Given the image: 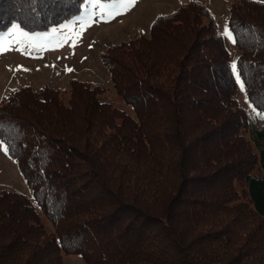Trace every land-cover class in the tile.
<instances>
[{
    "label": "trees",
    "instance_id": "16d2710c",
    "mask_svg": "<svg viewBox=\"0 0 264 264\" xmlns=\"http://www.w3.org/2000/svg\"><path fill=\"white\" fill-rule=\"evenodd\" d=\"M84 2L0 0V33L45 32ZM227 23L264 113V0L232 2ZM99 56L130 109L81 79L2 97L0 140L31 197L0 186V264H264V126L213 14L183 2Z\"/></svg>",
    "mask_w": 264,
    "mask_h": 264
},
{
    "label": "rangeland",
    "instance_id": "374dc122",
    "mask_svg": "<svg viewBox=\"0 0 264 264\" xmlns=\"http://www.w3.org/2000/svg\"><path fill=\"white\" fill-rule=\"evenodd\" d=\"M187 1L189 0H137L135 6L126 14L119 15L109 22H105V19L98 14L92 15L98 13L99 9L92 8L84 2L77 14L51 26L45 32H30L22 28L33 36V43L43 47H25L27 42L17 44V37H9L12 41V50L0 54V102L9 90L20 84L29 83L33 88L45 84L54 88H67L72 79H81L104 87L105 99L113 100L117 106L130 109L117 97L109 72L100 60V52L106 46L135 39L140 35H148L151 22L157 15L169 13ZM195 1L202 3L213 14L233 63L238 49L227 20L229 6L236 0ZM83 21L91 26H82ZM62 25L66 27H61ZM11 27L0 34L6 35ZM225 28L231 32L232 39L224 35ZM53 29H56L55 33ZM237 96L254 126L263 127L264 119L261 115L264 113L259 112L250 103L238 82ZM0 143L4 146L1 140ZM0 186H7L31 197V191L17 162L5 153L2 147H0ZM64 264L85 263L79 254H65Z\"/></svg>",
    "mask_w": 264,
    "mask_h": 264
},
{
    "label": "snow or ice",
    "instance_id": "6c2138e0",
    "mask_svg": "<svg viewBox=\"0 0 264 264\" xmlns=\"http://www.w3.org/2000/svg\"><path fill=\"white\" fill-rule=\"evenodd\" d=\"M136 2L137 0H85L86 5L92 8L99 9L98 13H92V15H100L105 19V22H109L111 19H114L119 15L126 14L132 7L135 6ZM84 25H87L86 21L82 22V26ZM61 27L66 26L62 25ZM55 32L56 29H53V33ZM224 35L227 36L229 39H232V34L227 28H225ZM12 36L17 37V44L27 42L25 44V47H43V45H36L35 43H33L32 35L24 31L19 25L13 24L6 35L0 34V54L12 50V41L9 39V37ZM231 69L236 76L237 82L241 84V88L243 90V82L240 80V74L237 71V65L235 62L231 65ZM67 70L71 71V69ZM261 118L264 119V115H261ZM0 147L3 148V151L5 153L9 151V148L7 146H3L2 143H0Z\"/></svg>",
    "mask_w": 264,
    "mask_h": 264
}]
</instances>
